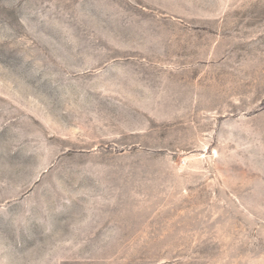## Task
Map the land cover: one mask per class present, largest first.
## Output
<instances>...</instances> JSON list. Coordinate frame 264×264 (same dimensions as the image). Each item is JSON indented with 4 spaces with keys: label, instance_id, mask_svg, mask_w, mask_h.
Wrapping results in <instances>:
<instances>
[{
    "label": "rangeland",
    "instance_id": "374dc122",
    "mask_svg": "<svg viewBox=\"0 0 264 264\" xmlns=\"http://www.w3.org/2000/svg\"><path fill=\"white\" fill-rule=\"evenodd\" d=\"M0 264H264V0H0Z\"/></svg>",
    "mask_w": 264,
    "mask_h": 264
}]
</instances>
